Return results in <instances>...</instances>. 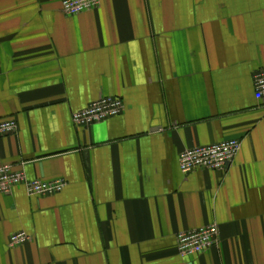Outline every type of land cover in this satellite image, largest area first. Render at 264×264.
Instances as JSON below:
<instances>
[{
  "label": "crops",
  "instance_id": "crops-1",
  "mask_svg": "<svg viewBox=\"0 0 264 264\" xmlns=\"http://www.w3.org/2000/svg\"><path fill=\"white\" fill-rule=\"evenodd\" d=\"M0 0V163L51 196L0 194V264H264V0ZM101 96L119 116H71ZM237 140L225 171L182 174L181 152ZM215 226L206 254L175 236ZM31 236L10 248L12 234Z\"/></svg>",
  "mask_w": 264,
  "mask_h": 264
},
{
  "label": "built area",
  "instance_id": "built-area-1",
  "mask_svg": "<svg viewBox=\"0 0 264 264\" xmlns=\"http://www.w3.org/2000/svg\"><path fill=\"white\" fill-rule=\"evenodd\" d=\"M99 5V0H62L61 9L65 16H76L89 12ZM254 96L257 101L264 100V70L254 76ZM124 105L119 98L101 96L83 110L71 116L73 124L88 127L119 116ZM17 130L13 119L0 120V136L14 134ZM240 149L237 140L220 141L208 146H198L181 152L178 167L182 174L195 171H225ZM65 182H44L30 180L22 172L10 165L0 163V194H9L23 187L29 196H51L59 193ZM218 230L215 226H204L197 230L182 232L175 236V247L180 259L188 260L202 256L217 244ZM31 240L25 232L10 236L8 246L20 247Z\"/></svg>",
  "mask_w": 264,
  "mask_h": 264
}]
</instances>
